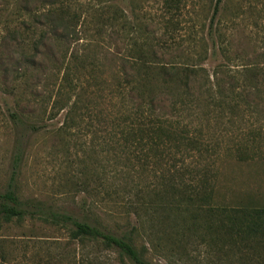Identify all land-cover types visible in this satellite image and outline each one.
<instances>
[{
  "label": "rangeland",
  "instance_id": "rangeland-1",
  "mask_svg": "<svg viewBox=\"0 0 264 264\" xmlns=\"http://www.w3.org/2000/svg\"><path fill=\"white\" fill-rule=\"evenodd\" d=\"M215 3L0 0V190L10 177L20 133L28 143L17 182L22 200L77 218L88 216L119 235L131 230L138 203L135 190H125L139 179L132 162L117 150L111 124L108 134L102 123L103 112L114 119L116 86L123 76L120 62L134 55V42H142L164 64L203 67L206 71L192 85H211L213 91L217 85H242L231 83L227 74L242 70L254 57L264 67V0H222L211 29ZM259 79L264 85V75ZM12 113L42 128L17 127ZM184 123L195 125L189 118ZM216 150L203 152L198 162L214 170L220 166L219 201L232 204L250 196L264 204V145L249 161L237 160L243 156L228 146ZM196 160L186 163L195 165ZM152 162L146 163L149 193L156 184ZM139 212L146 230L135 233V244L149 264H243V256L216 246L222 244L213 243L202 227L174 233L165 225L152 226L156 218L151 209ZM259 260L264 264L263 256ZM88 261L134 264L114 249L73 239L68 227L40 218L12 219L0 226V264Z\"/></svg>",
  "mask_w": 264,
  "mask_h": 264
},
{
  "label": "trees",
  "instance_id": "trees-1",
  "mask_svg": "<svg viewBox=\"0 0 264 264\" xmlns=\"http://www.w3.org/2000/svg\"><path fill=\"white\" fill-rule=\"evenodd\" d=\"M221 3L216 0L211 29ZM133 46L134 55L120 62L123 76L116 86L119 99L114 119H107L106 112L102 119L108 134L111 124L117 150L132 162L139 179L137 184L124 187L127 193L135 190L138 203L131 230L119 235L88 216L77 218L39 201L22 200L17 182L28 143L20 133L15 141L10 177L0 190V226L12 219L40 218L68 227L73 239L114 249L134 264H149L136 247L135 233L146 230L139 211L151 209L156 218L153 227L161 224L174 233L187 234L200 226L213 243L222 244L216 246H225L229 253L243 256V264H260L259 257H264V204L250 196L232 204L219 201L220 166L214 170L212 165H201L198 157L205 151L214 154L216 148L228 146L243 156L239 161L256 159L260 145H264V85H259L264 67L256 57L250 58L242 70L229 69L227 74L231 83L238 81L242 85H217L213 91L211 85H192L199 72L206 71L203 67L164 64L153 48L147 51L146 43L134 42ZM12 116L17 127L24 125L34 132L42 128L24 122L14 113ZM187 118L195 123L193 127L184 123ZM116 157L120 158L119 152ZM191 157L197 158L195 165L186 163ZM151 158L156 184L149 193L146 163Z\"/></svg>",
  "mask_w": 264,
  "mask_h": 264
}]
</instances>
